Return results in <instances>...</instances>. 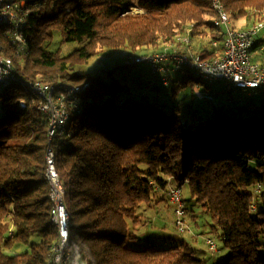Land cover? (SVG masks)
<instances>
[{
	"label": "trees",
	"instance_id": "obj_1",
	"mask_svg": "<svg viewBox=\"0 0 264 264\" xmlns=\"http://www.w3.org/2000/svg\"><path fill=\"white\" fill-rule=\"evenodd\" d=\"M51 1L32 0L24 51L0 30L5 52L24 78L91 85L80 93L85 110L51 141L48 117L32 104V92L10 85L0 93V264H46L58 237L50 218L49 145L71 212L69 248L88 264H207L185 241L165 248L129 246L139 238L138 208L167 190L170 180L187 184L210 215L212 230L229 250L216 264H264V97L256 101L255 94L229 107L217 98L207 114L196 111L198 119H184L176 95L200 84L197 77H172L167 102L157 94L123 96L129 86L116 72L141 64L104 66L95 76L70 69L101 48L126 50L124 55L163 50L189 28L192 48L202 57L221 54L223 30L213 22V0ZM222 1L231 16L251 21L246 27L264 19V0ZM130 7L143 11L124 12ZM56 32L63 44L79 47L68 55L48 49ZM262 44L257 37L252 52ZM23 99L30 103L26 108L19 104Z\"/></svg>",
	"mask_w": 264,
	"mask_h": 264
},
{
	"label": "built area",
	"instance_id": "obj_2",
	"mask_svg": "<svg viewBox=\"0 0 264 264\" xmlns=\"http://www.w3.org/2000/svg\"><path fill=\"white\" fill-rule=\"evenodd\" d=\"M31 2L32 0H0V30L9 35L19 52L27 47L23 29L28 23ZM213 5L215 9L213 22L223 30L221 54L202 57L200 52L192 48V28H189L185 34L177 38L176 42L169 43L163 50L125 54L124 64L150 65L153 76L146 81L147 88L160 84L167 85L172 79V74L193 70L200 81L198 87L205 85L214 91L218 90V95L223 97L227 107L245 103L248 97L258 91L264 97V61L254 60L252 52L257 36L264 30V19L246 28H233L230 25V12L224 2L213 0ZM130 8H124V12L143 11V9L132 11ZM218 44L217 40L213 41V45ZM10 85L20 86L35 95L32 104H36L47 115L48 137L51 141L56 135H64L67 132L73 115L85 110L80 93L88 88L91 82L73 84L68 81L48 82L40 78H24L18 73L13 57L5 52L4 45L0 41V93ZM203 97L211 103L218 98L213 92L205 93ZM19 104L26 108L30 103L23 99ZM46 164V177L50 185V218L58 230V237L50 246L46 264H88L85 257L72 253L69 248L71 212L66 201V189L57 167L56 151L52 145L46 150ZM183 187L184 183L174 184L172 180L167 187L169 199L174 205L175 224L183 234L200 236L194 226L186 220ZM202 237L211 252H218L219 244L216 238L210 235Z\"/></svg>",
	"mask_w": 264,
	"mask_h": 264
},
{
	"label": "rangeland",
	"instance_id": "obj_3",
	"mask_svg": "<svg viewBox=\"0 0 264 264\" xmlns=\"http://www.w3.org/2000/svg\"><path fill=\"white\" fill-rule=\"evenodd\" d=\"M249 21L246 17L241 16L235 18L231 16L230 25L233 28H243L249 25ZM257 37H260L264 40V30H262ZM205 38V39H204ZM204 45L208 44V37H204ZM79 47L77 42H61V35L56 32L53 41L50 45L47 46L48 49L58 50L61 55H68L74 49ZM126 50L122 51H113L108 48H101L99 52L91 57L87 62L83 64H76L73 67H70L71 71H77L80 73H89L91 76L97 75L98 71L104 66H114L117 63L123 64V56ZM117 76L124 77L123 80L128 84L129 88H125L122 91L123 96L126 97H138L139 93L147 94L148 96L156 95L160 100L171 102L172 87L163 86L160 90L147 89V85L144 84L145 80L150 79L153 76L150 65L148 63H142L135 67H121L119 72H116ZM104 78L109 77L106 73L101 75ZM173 79L188 76V77H197L195 71L193 70H183L171 75ZM89 81V80H87ZM85 81V82H87ZM71 83V82H70ZM84 83V82H83ZM79 84V83H73ZM169 85L172 83H168ZM199 84L193 87H187L184 90H181L176 95V102L181 106V116L185 119H198L199 116H202L210 112L213 104L206 100L203 95L205 93L213 92L218 96L217 103H222L223 99L219 97L218 93L215 92L212 88H207L205 85L198 87ZM219 87H221L219 85ZM254 96V95H253ZM4 96L0 94V117L4 115V109L2 107V101ZM263 95L256 93L255 100L261 101ZM196 111H200L201 114H198ZM88 113L82 115L80 118H86ZM174 184H178L174 182ZM184 198L185 204L188 207L186 220L191 226L193 225L197 233L207 231L211 234L212 237L216 238L220 246V239L218 238V233L212 232L211 225L212 219L209 214H207L202 206L197 203L190 193L189 186L184 185ZM140 213V222L134 224V233L138 235L137 240H132L129 242V246L135 249H142L147 245H155L159 248H165L169 246H174L177 244L186 241L190 244L193 243L192 235L187 233H181L176 224H175V213L174 206L169 200L167 190H158L154 195V199L149 204H142L138 208ZM195 217V218H194ZM195 220V221H194ZM205 231V232H206ZM201 237V236H198ZM203 238V237H201ZM38 236L34 237V240H37ZM202 240V239H201ZM203 244L207 247L205 240H202ZM209 249V248H208ZM223 249H226L223 247ZM209 251V250H208ZM202 257L205 255L201 251L198 252ZM229 254V253H228ZM227 254V256H228ZM225 257H218L216 260H209L207 264H216L220 260H224Z\"/></svg>",
	"mask_w": 264,
	"mask_h": 264
},
{
	"label": "crops",
	"instance_id": "obj_4",
	"mask_svg": "<svg viewBox=\"0 0 264 264\" xmlns=\"http://www.w3.org/2000/svg\"><path fill=\"white\" fill-rule=\"evenodd\" d=\"M253 57L258 59V61H264V44H262L258 49L253 51ZM211 230H212V228H211ZM205 231L199 233L201 237L202 236H208V235L211 236V234H209V232H207V231L205 232ZM212 232L216 233V231H213V230H212ZM201 237L192 236V239L194 240L193 243L192 244H190L188 242L187 243L195 251L197 256L202 257L201 255H199V253H198L199 251H201L203 254H205L202 258L205 259L207 261V263L209 260H215V259L217 260L218 257H221V258L225 257L229 253V250L227 248L223 249L224 246L223 247L220 246L218 252H216V253L211 252L205 244L201 243L202 240H204V238H201ZM221 244L223 245L222 242H221ZM212 257H214L215 259Z\"/></svg>",
	"mask_w": 264,
	"mask_h": 264
},
{
	"label": "bare ground",
	"instance_id": "obj_5",
	"mask_svg": "<svg viewBox=\"0 0 264 264\" xmlns=\"http://www.w3.org/2000/svg\"><path fill=\"white\" fill-rule=\"evenodd\" d=\"M130 10H132V11H140L141 8H139V7H131Z\"/></svg>",
	"mask_w": 264,
	"mask_h": 264
}]
</instances>
